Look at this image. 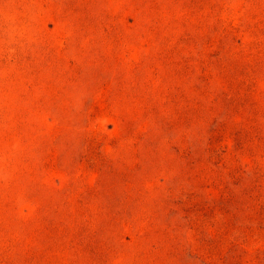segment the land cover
<instances>
[{
  "label": "rangeland",
  "instance_id": "obj_1",
  "mask_svg": "<svg viewBox=\"0 0 264 264\" xmlns=\"http://www.w3.org/2000/svg\"><path fill=\"white\" fill-rule=\"evenodd\" d=\"M0 264H264V0H0Z\"/></svg>",
  "mask_w": 264,
  "mask_h": 264
}]
</instances>
